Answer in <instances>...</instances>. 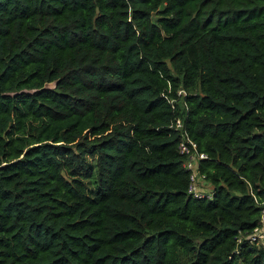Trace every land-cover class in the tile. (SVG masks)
<instances>
[{
	"label": "trees",
	"instance_id": "trees-1",
	"mask_svg": "<svg viewBox=\"0 0 264 264\" xmlns=\"http://www.w3.org/2000/svg\"><path fill=\"white\" fill-rule=\"evenodd\" d=\"M263 190L264 0H0V264H264Z\"/></svg>",
	"mask_w": 264,
	"mask_h": 264
},
{
	"label": "built area",
	"instance_id": "built-area-1",
	"mask_svg": "<svg viewBox=\"0 0 264 264\" xmlns=\"http://www.w3.org/2000/svg\"><path fill=\"white\" fill-rule=\"evenodd\" d=\"M183 89H177L176 94H183ZM171 106L172 99H168ZM175 128L180 129V138L177 143L178 151L184 155L182 166L187 171L188 183L186 191L193 197H204L209 194V185L205 182L203 175L197 171V162L206 155L203 152L197 151L194 142L181 130V121L175 118L171 123ZM170 124V125H171ZM260 206L258 222L249 233L245 235L249 241L260 243L264 241V190L260 199H255Z\"/></svg>",
	"mask_w": 264,
	"mask_h": 264
}]
</instances>
